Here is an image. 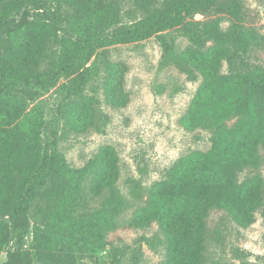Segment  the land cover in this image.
<instances>
[{
    "label": "trees",
    "instance_id": "trees-1",
    "mask_svg": "<svg viewBox=\"0 0 264 264\" xmlns=\"http://www.w3.org/2000/svg\"><path fill=\"white\" fill-rule=\"evenodd\" d=\"M133 2L143 16L114 28L113 0H0V253L6 255L0 264L75 262L72 251L59 245L60 234L33 227L31 220V206L41 186L64 160L56 151L55 131L62 121L78 133L99 128L93 100L81 96L94 72L102 71L89 65L99 50L145 40L185 24L197 13L228 14L236 20L227 30H221L217 20L208 24L204 31L213 44L206 49L188 48L177 60L203 75L184 124L189 129H210L213 145L180 157L163 179L155 181L148 204L135 213L133 224L159 225L165 247L162 264H204L211 210H226L244 227L254 222L257 212L264 216L263 178L259 174L239 177L243 168L257 166L259 146L264 143V67L246 64L230 73L221 70L231 45L247 49L248 33L237 21L248 15L243 0ZM61 30L68 34L62 41ZM125 73L121 63L108 61L104 66L105 98L116 107L129 102L123 90ZM64 77L69 81L56 87ZM55 87L56 104L45 136H34L29 130L30 140L25 132L10 127L23 116L27 100L35 101ZM117 163L115 148L104 146L85 169L77 170L92 176V189H111L106 208L95 216L97 223L77 221L75 216L63 219L57 210L49 223L57 222L71 237L77 232L100 233L103 219L111 227L106 212L111 209L114 216L124 205L116 188ZM62 171V177L73 173Z\"/></svg>",
    "mask_w": 264,
    "mask_h": 264
},
{
    "label": "rangeland",
    "instance_id": "rangeland-1",
    "mask_svg": "<svg viewBox=\"0 0 264 264\" xmlns=\"http://www.w3.org/2000/svg\"><path fill=\"white\" fill-rule=\"evenodd\" d=\"M52 0H48L50 3ZM116 22L112 27L129 25L143 13L133 0H113ZM162 1V0H160ZM248 15L238 23L248 33L247 49L231 45L221 70L230 73L246 64L264 67V0H243ZM51 17V21H52ZM64 19V18H62ZM220 22L221 30L232 28L236 20L228 14L197 13L185 24L162 31L145 40L99 50L89 65L99 66L81 96L93 100L97 108L99 128L78 133L62 121L56 132V151L63 156L62 166L55 165L53 176L44 182L31 206L33 227H43L60 234L65 249L72 251L71 264H162L165 259L163 235L157 223L140 228L133 224L135 213L149 202L151 185L165 177L178 159L192 151H207L213 145V132L204 127L189 129L184 117L203 82V75L193 67L178 63L179 55L188 48H208L213 39L205 33L208 24ZM68 38L61 30L59 38ZM59 45L58 49H61ZM126 68L123 90L128 96L126 106L116 107L106 101L103 70L107 62ZM69 78L60 79V84ZM35 101L27 100L23 116L10 127L17 131H44L54 111L55 89ZM20 128V129H19ZM32 139L30 134H24ZM112 146L118 156L117 190L124 205L113 216L112 226L103 219L100 233L68 236L57 222L49 223L56 210L63 219L97 223L95 216L106 208L111 189H92V176L84 170L102 147ZM257 166L243 168L240 179L259 174L264 181V143L259 146ZM62 169L72 170L66 177ZM80 184V188L78 185ZM111 193V194H110ZM244 227L226 210L213 209L207 218L208 237L204 264H264V216ZM54 221V220H51ZM113 225H115L113 227ZM103 233V234H102ZM102 237L100 238V236ZM33 234L27 240L28 248ZM6 260L0 253V263Z\"/></svg>",
    "mask_w": 264,
    "mask_h": 264
}]
</instances>
